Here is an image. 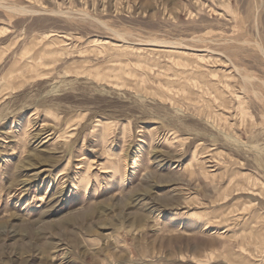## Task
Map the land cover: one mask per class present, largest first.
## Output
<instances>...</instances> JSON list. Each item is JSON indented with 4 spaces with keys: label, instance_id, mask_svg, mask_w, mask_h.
<instances>
[{
    "label": "rangeland",
    "instance_id": "1",
    "mask_svg": "<svg viewBox=\"0 0 264 264\" xmlns=\"http://www.w3.org/2000/svg\"><path fill=\"white\" fill-rule=\"evenodd\" d=\"M0 4V264H264V0Z\"/></svg>",
    "mask_w": 264,
    "mask_h": 264
},
{
    "label": "bare ground",
    "instance_id": "2",
    "mask_svg": "<svg viewBox=\"0 0 264 264\" xmlns=\"http://www.w3.org/2000/svg\"><path fill=\"white\" fill-rule=\"evenodd\" d=\"M12 6L11 7H8V6H2L0 4V7L5 9V10H11V11H15V12H21V13H28L30 11V9H28V7H19L15 4H11ZM249 78V77H248ZM244 81V80H243ZM248 84V83H246ZM254 213V212H253ZM257 213V212H256ZM256 232V231H255Z\"/></svg>",
    "mask_w": 264,
    "mask_h": 264
}]
</instances>
